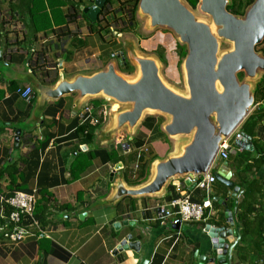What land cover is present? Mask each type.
Wrapping results in <instances>:
<instances>
[{
  "label": "crops",
  "instance_id": "crops-1",
  "mask_svg": "<svg viewBox=\"0 0 264 264\" xmlns=\"http://www.w3.org/2000/svg\"><path fill=\"white\" fill-rule=\"evenodd\" d=\"M95 1L0 0V213L3 198L15 192L34 193L38 200L44 194L52 198L46 226L28 215L21 217L20 226L32 232L21 242L5 236L11 223L0 217V264H201L200 256L217 257L204 229L229 228L227 211L233 213L239 239L232 264H262L264 81L260 80L264 74L253 85L252 109L235 131L248 135L254 150L235 146V134L228 160L217 159L208 171L214 175L227 162L239 196L231 202L232 191L219 181L208 193L187 185L189 177H180L181 187L193 202L203 204L205 215L202 222L173 227L170 220L160 219L159 208L172 198L175 180L153 194L124 196L119 189L149 185L157 163L179 156L191 138L170 137L165 131L169 117L150 111L133 127L112 132L113 103L102 97L81 99L79 93L54 99L41 93L43 87L54 89L61 75L72 81L111 64L127 72L119 65L122 54L132 65L134 55L158 61L154 51L165 48L161 44L168 43L166 35L168 40H161L157 32L142 35V15L137 23L127 24L129 17L120 3L125 0H108V13L91 21L84 11ZM233 1L241 9L247 6L246 0ZM36 6L50 22H38L39 32L30 15ZM155 30L148 21L146 32ZM176 55L167 72L170 80L179 68ZM26 86L34 90L31 103L18 94ZM86 106L93 107V117L104 108L111 109L110 115L97 126L92 118L82 124L80 113ZM139 153L143 162L137 159ZM144 165L145 174L140 176ZM38 229L44 237H39Z\"/></svg>",
  "mask_w": 264,
  "mask_h": 264
},
{
  "label": "water",
  "instance_id": "water-1",
  "mask_svg": "<svg viewBox=\"0 0 264 264\" xmlns=\"http://www.w3.org/2000/svg\"><path fill=\"white\" fill-rule=\"evenodd\" d=\"M200 1L201 11L212 18V24L197 20L180 0H140L138 8V13L150 22L151 29H170L182 45L187 46L188 54L183 62L187 96L166 86L158 61L136 55L133 61L138 66L139 76L134 82L124 79L111 64L103 71L91 76L79 75L72 81L61 75L54 89L43 87L41 90L42 95L49 94L53 99L79 93L81 99L102 97L119 108L131 107L115 112L112 132H118L125 125L133 127L150 111L169 117L165 131L170 137L191 138L179 156L157 163L155 177L149 185L136 190L120 186L121 195L153 194L172 180L176 185L180 177L192 179L207 174L222 144L238 129L254 105L255 83L240 82L238 74L244 72L252 81L264 74V56L256 52V47L264 42V0H255L243 18L228 11L231 0ZM107 2L96 0L84 12L91 21H96ZM220 40L233 44V50L221 58L218 56ZM129 63L123 54L119 56L121 68H128ZM59 69L62 70L61 66ZM235 146L245 151L254 150L250 137L244 132L235 140ZM214 175L232 191L231 202H234L240 189L231 180L228 163L224 162ZM225 217L229 228L207 226L205 234L210 237L217 257L200 256L201 264H232L233 250L239 242L238 231L233 213L227 211Z\"/></svg>",
  "mask_w": 264,
  "mask_h": 264
},
{
  "label": "built area",
  "instance_id": "built-area-1",
  "mask_svg": "<svg viewBox=\"0 0 264 264\" xmlns=\"http://www.w3.org/2000/svg\"><path fill=\"white\" fill-rule=\"evenodd\" d=\"M1 52V51H0ZM2 53V52H1ZM18 94L26 101L27 103H31L34 97V90L30 86H26L24 88L18 89ZM93 113V107L86 106L84 110L80 113L82 124L87 121V119L92 118L91 121L93 125L97 126L102 121L101 119L104 117H108V111L106 108L101 109L97 112V116H91ZM235 132L222 144L217 154V159L228 160L232 147L231 145V137L235 136ZM240 134H236L235 138L238 139ZM141 153L138 154L137 158H139ZM190 187H197L205 192H210L211 186L218 182V179L215 175L211 173H207L201 175L200 177L188 178ZM175 187V193L179 195L178 198H174L167 203V205L161 206L159 208V216L161 220H170L173 227H181L184 223L189 222H202L204 221L205 215V207L203 204H199L193 202L191 200L190 194L187 193L184 187H181L180 182H178ZM38 197L34 193H25V192H15L11 197L3 198V206L1 208L0 217L2 219H6L4 208L5 206H9L13 209L12 213L9 216V221L11 224L15 225V229L12 232H8L5 234L7 238H9L13 242H21L32 232L24 227L20 226L21 217L23 215L33 216V212L35 206L37 204ZM204 231H207L204 229ZM40 233L39 237H44L45 232L41 229H38ZM264 264V260L262 261Z\"/></svg>",
  "mask_w": 264,
  "mask_h": 264
},
{
  "label": "rangeland",
  "instance_id": "rangeland-1",
  "mask_svg": "<svg viewBox=\"0 0 264 264\" xmlns=\"http://www.w3.org/2000/svg\"><path fill=\"white\" fill-rule=\"evenodd\" d=\"M180 1L194 14V16L196 17L197 20L204 22V23H207V24L213 23L212 18L209 15H207L201 11V9H200L201 1L200 0H199L200 3L196 9L191 8L188 5L186 0H180ZM247 8H248V6L243 7V9H242L243 14L246 13ZM137 16H140V12L137 14ZM239 18H243V16L239 15ZM139 21H140L139 22L140 23L139 31L145 37H150L151 35H154V33L157 32V35L160 37L161 40H163V38L165 39L164 35H166V37L169 38L168 43L170 42L171 44H168L167 42L166 43L163 42V44H161V45H164L165 48L164 49L160 48L156 52L154 51V53L157 54L154 56L157 58L158 62H160V64H159L160 65V76H161V79L163 80V82L166 84V86L173 89L178 94H181L183 96H187L189 93V90H188V87L186 84V77H185V71H184L183 64L177 70H175V69L173 70L175 72V79L174 80H170V78L168 77L169 75H167V72H170L171 67L174 64L173 59L177 57L176 53H178V51L176 50L175 46L177 43H181L179 37L172 30L167 29V28H161V27L157 28V30H155L153 32H146V24L148 23V19L143 18L142 20H139ZM127 24H129V20H127ZM167 38L165 40H168ZM154 39H158V38H154ZM263 48H264V42L256 47V52L259 55L262 54L264 56V53L262 51ZM232 50H233V44L231 42L225 41V40H220V49H219V54H218V56L220 58L222 55H224V54H226ZM168 55H169V58H167ZM160 57L161 58L163 57L164 62L162 59H160ZM167 59H169V60H167ZM129 64L133 67V69H131V71H129V73L125 72V70H121V71L119 70V72L124 79H126L129 82H134L139 76V73H138L139 69H138V66L135 62L133 65L131 63H129ZM174 72H171V74L174 75ZM241 73L243 74V77L241 78L240 82H249L252 84L255 83V81L249 80L244 72H241ZM219 88L221 89V87H219Z\"/></svg>",
  "mask_w": 264,
  "mask_h": 264
},
{
  "label": "trees",
  "instance_id": "trees-1",
  "mask_svg": "<svg viewBox=\"0 0 264 264\" xmlns=\"http://www.w3.org/2000/svg\"><path fill=\"white\" fill-rule=\"evenodd\" d=\"M188 5L193 8V9H196L197 6L199 5L200 1L199 0H186ZM247 1V6H250L253 1L252 0H246ZM111 2V1H110ZM252 2V3H251ZM121 3V7H122V10L126 12L127 16L129 17V23H135L137 21V14H138V8H139V3H140V0H125L124 2H120ZM109 3H106L104 8L101 10L100 12V15H99V18H98V21L99 19L102 17V16H105L106 13H108V5ZM228 11L234 15H241V16H244L243 12H242V9L240 7V4L238 1H233L232 0V3L230 6H228ZM38 14L37 17H35L36 15ZM243 14V15H242ZM30 15L32 16V20L35 22V25H36V31L39 32L41 29L39 28V26L37 27L38 25V22H42V23H45L46 22V25H50V22L48 20V16L45 14V11H43V9H41L39 11V9L37 8L36 6V9H33L31 10V13ZM12 16L14 17V15L12 14ZM137 23V22H136ZM177 50H178V56H179V67L183 64L187 54H188V49H187V46L186 45H182L181 43H177ZM263 53H264V48L262 49ZM160 59L163 60L164 62V59L163 57ZM131 69H133V67H131L130 64H128V68H127V72L131 71ZM243 77V74L242 73H239L238 74V78L239 80H241V78ZM264 81V76L261 78L260 82H263ZM103 120H106V117H104ZM243 130L244 131H248L247 129V126H246V123L243 125ZM89 132L86 131V134H88ZM138 160L142 161L143 162V155L141 154L139 158H137ZM147 164V163H145ZM147 165H144L142 167V170L140 173V176L142 174H145L144 173V168L146 167ZM138 173V174H139ZM138 175V178L140 177ZM172 188V198H170V201L174 198H178L179 195H177L175 193V187H171ZM14 194V193H13ZM12 196V195H11ZM11 196H8V197H11ZM50 195L49 194H44L43 195V198L45 199H40V200H37V204L35 206V209H34V212H33V216H31V218H33L35 221H37L38 223L42 224L43 226H46L48 223H49V220H48V211L50 210V201L52 200V198H49ZM48 203V205H47ZM7 209V212H6V219L7 221H9V216L10 214L12 213L13 209L9 206L6 207ZM10 222V221H9ZM10 229L11 232L15 229V225L14 224H10Z\"/></svg>",
  "mask_w": 264,
  "mask_h": 264
},
{
  "label": "bare ground",
  "instance_id": "bare-ground-1",
  "mask_svg": "<svg viewBox=\"0 0 264 264\" xmlns=\"http://www.w3.org/2000/svg\"><path fill=\"white\" fill-rule=\"evenodd\" d=\"M113 109H114V111H117V110L119 109V106H118L117 104H115V105L113 106Z\"/></svg>",
  "mask_w": 264,
  "mask_h": 264
}]
</instances>
